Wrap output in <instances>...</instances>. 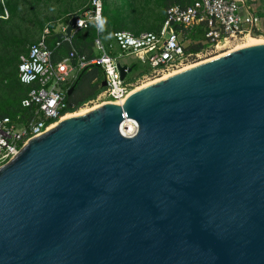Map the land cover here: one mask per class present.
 <instances>
[{
	"label": "water",
	"instance_id": "obj_1",
	"mask_svg": "<svg viewBox=\"0 0 264 264\" xmlns=\"http://www.w3.org/2000/svg\"><path fill=\"white\" fill-rule=\"evenodd\" d=\"M0 264H264V42L28 139L0 166Z\"/></svg>",
	"mask_w": 264,
	"mask_h": 264
},
{
	"label": "built area",
	"instance_id": "obj_2",
	"mask_svg": "<svg viewBox=\"0 0 264 264\" xmlns=\"http://www.w3.org/2000/svg\"><path fill=\"white\" fill-rule=\"evenodd\" d=\"M102 10L103 0H88V7L76 14L75 29L92 24L98 31L97 16L102 19ZM78 21L82 23L78 24ZM65 25L59 32H64ZM260 25V17L246 0L176 3L166 9L158 31L133 33L127 29L117 30L109 36L113 41L108 42H104L105 38L101 36L95 37L93 48L97 55L89 61L75 50L54 61L46 44L48 30L45 29L41 37L30 45L28 53L20 56L18 65L19 80L24 84H35L22 104L35 105L39 119L19 124L8 116L0 118V166L12 159L28 139L43 133L67 113L61 112L66 107L63 85L78 67L94 63L103 71L104 88L91 101L122 103L135 90L133 81L137 73V76L149 79L160 77L165 71L197 62L219 48L228 47L231 42L259 30ZM197 43L202 45L200 50H187ZM127 55L135 58L136 62L129 64L119 60ZM119 63L130 67L129 70L125 68V75L135 68L138 72L125 81V76H120ZM47 119H53V122L47 123ZM136 129L135 121L131 120L122 131L125 135H133Z\"/></svg>",
	"mask_w": 264,
	"mask_h": 264
},
{
	"label": "trees",
	"instance_id": "obj_3",
	"mask_svg": "<svg viewBox=\"0 0 264 264\" xmlns=\"http://www.w3.org/2000/svg\"><path fill=\"white\" fill-rule=\"evenodd\" d=\"M123 2L125 0H122ZM166 9L172 4L186 5L192 0H164ZM88 7V0H0V118L8 116L19 124H27L37 121L38 113L35 105L24 106L22 100L26 98L28 91L35 84H24L18 77V65L20 56L28 53L30 45L35 43L44 30L47 29L46 44L52 51V59L58 61L68 55L71 50L85 55L86 61L97 55L93 48L94 39L97 36L107 37L120 28L116 20L106 27V13L109 9L107 0H103V30L98 31L92 24L73 30L69 39H57L55 34L65 25L68 19ZM161 21L160 27L163 23ZM59 25V30L56 27ZM110 26L113 28L112 31ZM115 27V28H114ZM145 30V31H158ZM133 32V30H131ZM258 31V30H257ZM256 31V32H257ZM138 31L136 33H139ZM58 43V44H57ZM202 48L197 43L187 50L198 51ZM77 63V60H73ZM14 78L25 89L24 95L18 94V88L14 85ZM104 75L100 66L89 63L84 67H78L70 79L63 85L64 100L69 108L64 107V112H74L84 104L93 100L104 88L102 86ZM72 89L70 90V88ZM47 123L53 119H47Z\"/></svg>",
	"mask_w": 264,
	"mask_h": 264
},
{
	"label": "rangeland",
	"instance_id": "obj_4",
	"mask_svg": "<svg viewBox=\"0 0 264 264\" xmlns=\"http://www.w3.org/2000/svg\"><path fill=\"white\" fill-rule=\"evenodd\" d=\"M246 1L254 9V11L258 14V16L261 19L260 29L257 32L255 31L254 33L251 34L253 36H258L264 39V0H246ZM107 2L109 3V9L106 13V20H105L106 27L109 26L110 23H112V19H114L116 20L115 21L116 25L114 26L131 29L133 30V33H136L138 31L158 29L160 27L161 21L165 13V7L163 6L165 3L164 0H125L124 2L122 0H107ZM110 28H111L110 31H112L113 28L111 26ZM57 30H59V25H57L56 27V31ZM109 36L103 37L105 38L103 39L104 42L113 41L112 38ZM248 37L249 35L247 37H243L241 39L233 41L230 43L228 47L219 48L218 50L202 57L197 62L206 61L208 59L222 55L230 50H233V48H235L236 45L244 44L243 46H245L246 43L248 44L247 41ZM119 60L122 63L127 62L129 64H131V62L132 63L136 62L135 58H133L131 55H127L125 58ZM137 72L138 69L135 68L133 72L127 73L125 75V81H129L131 75ZM137 74L135 75L133 81L135 87L140 86L141 84L151 80L149 78L137 76ZM13 81L14 84H16L17 82V84L14 86L18 88V94L24 95L26 93V89L20 83H18V81H16L15 78ZM100 104L101 101H90L84 104L82 107L91 109L95 106L96 107L99 106ZM67 113L69 114L71 112H67ZM17 128L20 129V126H18Z\"/></svg>",
	"mask_w": 264,
	"mask_h": 264
},
{
	"label": "bare ground",
	"instance_id": "obj_5",
	"mask_svg": "<svg viewBox=\"0 0 264 264\" xmlns=\"http://www.w3.org/2000/svg\"><path fill=\"white\" fill-rule=\"evenodd\" d=\"M249 35V37H248V44L247 45H251V44H256V43H261V42H264V39L263 38H261V37H258V36H253L252 34H248ZM248 35H246L245 37H247ZM246 44H245V46H246ZM244 45V44H243ZM243 45H236V47L235 48H233V50H235V49H238V48H240V47H243ZM230 51H232V50H230ZM230 51H228V52H230ZM228 52H226V53H228ZM225 54V53H224ZM223 55V54H222ZM220 56V55H219ZM217 57V56H216ZM201 62H203V61H201ZM201 62H196V63H190V64H185V65H183L182 67H180V68H177V69H173V70H169V71H166V72H164L160 77H157V78H154V79H151V80H149V81H147L146 83H143V84H141L140 86H137L136 88H135V90L136 89H139L140 87H143V86H145V85H147V84H150V83H152V82H154V81H157V80H159V79H162V78H165V77H167V76H169V75H172V74H174V73H176V72H178V71H181V70H183V69H187V68H190V67H193V66H195V65H197V64H199V63H201ZM104 103H114V104H119L120 102L119 101H113V100H110V101H107V102H104ZM96 107V106H95ZM94 108V107H93ZM92 109V108H91ZM88 110H90V108H86V107H81V108H79L78 110H76V111H74V112H71V113H66L61 119H64L65 117H68V116H71V115H76V114H81V113H85V112H87ZM131 121V119H129V118H126V119H124V121H123V123H122V130L123 131H125L124 130V125L125 124H128V122H130ZM57 122H55V123H53L50 127H53L55 124H56Z\"/></svg>",
	"mask_w": 264,
	"mask_h": 264
},
{
	"label": "clouds",
	"instance_id": "obj_6",
	"mask_svg": "<svg viewBox=\"0 0 264 264\" xmlns=\"http://www.w3.org/2000/svg\"><path fill=\"white\" fill-rule=\"evenodd\" d=\"M97 20H99L98 27L102 31L103 30V19H101L99 16H97ZM82 23L81 21H78V24Z\"/></svg>",
	"mask_w": 264,
	"mask_h": 264
}]
</instances>
